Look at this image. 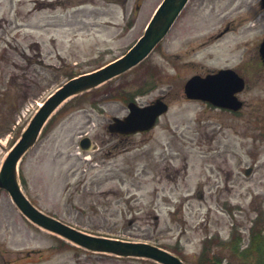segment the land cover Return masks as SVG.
Segmentation results:
<instances>
[{
	"label": "rangeland",
	"instance_id": "rangeland-1",
	"mask_svg": "<svg viewBox=\"0 0 264 264\" xmlns=\"http://www.w3.org/2000/svg\"><path fill=\"white\" fill-rule=\"evenodd\" d=\"M159 1L0 0V165L38 104L69 74L119 56ZM193 2L140 64L59 106L22 156L19 182L37 208L80 230L148 242L186 264H197L203 245L207 264H261L264 255L241 250L252 227L264 232V8ZM220 67L244 79L238 112L183 93L193 73ZM163 94L169 107L152 130L124 141L109 133L112 117L127 112L125 97L144 104ZM82 135L97 149L80 150ZM0 264L160 263L79 247L27 220L0 189Z\"/></svg>",
	"mask_w": 264,
	"mask_h": 264
},
{
	"label": "water",
	"instance_id": "water-1",
	"mask_svg": "<svg viewBox=\"0 0 264 264\" xmlns=\"http://www.w3.org/2000/svg\"><path fill=\"white\" fill-rule=\"evenodd\" d=\"M187 1L162 0L148 22L143 35L122 57L96 71L68 80L49 96L34 114L20 139L8 152L0 168V188L8 192L12 201L29 220L88 249L122 255L148 256L165 264H183L176 256L153 245L90 235L38 210L20 189L17 181V163L21 155L34 144L44 122L63 99L94 87L141 61L165 36ZM260 52L264 58V40L260 45ZM243 86V79L235 72L229 69L219 70L217 73L208 74L205 77H191L185 84V93L190 98L203 99L216 106L236 110L241 106V101L237 99L235 92L242 90ZM128 106L129 114L123 119L114 117L113 122L108 126L110 131L130 133L149 129L155 118L167 109L166 104L158 99L144 107H138L134 103H129ZM89 143V138L84 137L80 141V146L84 149L94 148L92 145L89 146ZM250 170L251 168H247L244 173L248 174Z\"/></svg>",
	"mask_w": 264,
	"mask_h": 264
},
{
	"label": "flooded vegetation",
	"instance_id": "flooded-vegetation-1",
	"mask_svg": "<svg viewBox=\"0 0 264 264\" xmlns=\"http://www.w3.org/2000/svg\"><path fill=\"white\" fill-rule=\"evenodd\" d=\"M193 1H194V2H193L194 7H195V8H200V7H202V6H203L208 0H193ZM128 97H130V98L127 99L126 103H127L128 101H130V99H131V100H136V96H135V95H129ZM157 97H160V98H162V99L165 101V96H164V94H163V95H159V96H157ZM157 97H156V98H157ZM154 99H155V98H154ZM152 100H153V99H152ZM152 100H150L149 102H145L144 104H148V103L152 102ZM139 104H140V105H143V104H141V103H139ZM126 114H127V112H126L125 114L119 116V117H124ZM117 136L121 137L120 139H122V141H124L123 139H125L126 137H128V136H130V135H121V134H117Z\"/></svg>",
	"mask_w": 264,
	"mask_h": 264
},
{
	"label": "crops",
	"instance_id": "crops-1",
	"mask_svg": "<svg viewBox=\"0 0 264 264\" xmlns=\"http://www.w3.org/2000/svg\"><path fill=\"white\" fill-rule=\"evenodd\" d=\"M86 7H87V5H85ZM86 7H84V9L86 8ZM114 10H117V7H116V9H114ZM72 12V15H73V12L74 11H71ZM80 14H82L83 16H85V18L84 17H82L81 16V18H84V19H89L90 17H86V13H80ZM113 16V18L115 19V21L117 22V11H115L114 12V14L112 15ZM117 25V24H116ZM118 31H120V28H119V30ZM113 34V33H112ZM111 34V35H112ZM114 34L117 36V29H116V31H114ZM111 35H109L108 37H112Z\"/></svg>",
	"mask_w": 264,
	"mask_h": 264
},
{
	"label": "bare ground",
	"instance_id": "bare-ground-1",
	"mask_svg": "<svg viewBox=\"0 0 264 264\" xmlns=\"http://www.w3.org/2000/svg\"><path fill=\"white\" fill-rule=\"evenodd\" d=\"M248 28L247 27H243V30H247Z\"/></svg>",
	"mask_w": 264,
	"mask_h": 264
},
{
	"label": "trees",
	"instance_id": "trees-1",
	"mask_svg": "<svg viewBox=\"0 0 264 264\" xmlns=\"http://www.w3.org/2000/svg\"><path fill=\"white\" fill-rule=\"evenodd\" d=\"M209 264H211V263H209ZM214 264H220V263L217 261V263H214Z\"/></svg>",
	"mask_w": 264,
	"mask_h": 264
}]
</instances>
